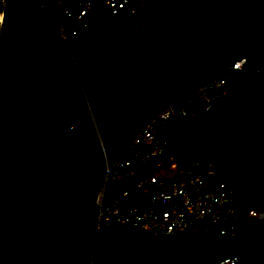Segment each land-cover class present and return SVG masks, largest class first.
I'll return each instance as SVG.
<instances>
[{"label":"water","instance_id":"water-1","mask_svg":"<svg viewBox=\"0 0 264 264\" xmlns=\"http://www.w3.org/2000/svg\"><path fill=\"white\" fill-rule=\"evenodd\" d=\"M0 264H212L189 236L98 226L106 161L160 107L264 56V0H160L71 37L32 0L0 35Z\"/></svg>","mask_w":264,"mask_h":264},{"label":"trees","instance_id":"trees-1","mask_svg":"<svg viewBox=\"0 0 264 264\" xmlns=\"http://www.w3.org/2000/svg\"><path fill=\"white\" fill-rule=\"evenodd\" d=\"M160 0H127L113 13L105 0H93L89 25L83 33L103 22L136 29L157 9ZM37 8L52 9L64 26L84 0H32ZM7 2L2 9H6ZM150 10L145 17L144 8ZM2 25L0 23V35ZM220 86L209 85L203 94L183 102L184 112L159 123L158 134L178 137L183 151L213 159L217 178L232 191L231 213L223 220V232H206L199 245L206 259L217 264L234 254H248L264 264V56L239 69L227 66ZM121 152L131 158L132 151ZM251 210L263 217L251 215Z\"/></svg>","mask_w":264,"mask_h":264},{"label":"built area","instance_id":"built-area-1","mask_svg":"<svg viewBox=\"0 0 264 264\" xmlns=\"http://www.w3.org/2000/svg\"><path fill=\"white\" fill-rule=\"evenodd\" d=\"M105 1L113 7V13L127 3V0ZM92 3L93 0L81 2L72 13L69 26L58 19L64 38L69 40L88 27ZM246 62L237 60L229 66L239 69ZM220 75L150 114L117 155L106 161L94 197L98 226L124 225L149 235L189 236L196 242H200L206 232L226 229L223 220L231 213L234 197L218 180L213 159L183 151L175 135L158 134L161 121L173 116L180 118L184 101L203 93V98L207 99L205 89L209 85H222L225 79H220ZM123 147L132 151L131 158L121 152ZM250 214L263 217L257 210H251ZM217 264L255 263L244 253L226 256Z\"/></svg>","mask_w":264,"mask_h":264},{"label":"rangeland","instance_id":"rangeland-1","mask_svg":"<svg viewBox=\"0 0 264 264\" xmlns=\"http://www.w3.org/2000/svg\"><path fill=\"white\" fill-rule=\"evenodd\" d=\"M6 2L8 4V0H0V14H1L0 23H1V25H2V20L4 18V14H5L6 9H7V6H6V9H2V6H4ZM149 10H150V7L149 6H147V7L144 8V15H145V17L147 16ZM0 64H1V49H0Z\"/></svg>","mask_w":264,"mask_h":264},{"label":"bare ground","instance_id":"bare-ground-1","mask_svg":"<svg viewBox=\"0 0 264 264\" xmlns=\"http://www.w3.org/2000/svg\"><path fill=\"white\" fill-rule=\"evenodd\" d=\"M0 19H1V14H0Z\"/></svg>","mask_w":264,"mask_h":264},{"label":"flooded vegetation","instance_id":"flooded-vegetation-1","mask_svg":"<svg viewBox=\"0 0 264 264\" xmlns=\"http://www.w3.org/2000/svg\"><path fill=\"white\" fill-rule=\"evenodd\" d=\"M39 9H44V8H39Z\"/></svg>","mask_w":264,"mask_h":264}]
</instances>
